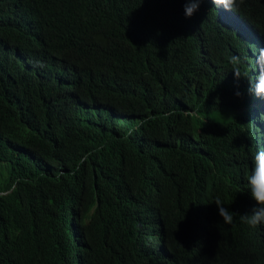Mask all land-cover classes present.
Masks as SVG:
<instances>
[{"label":"trees","instance_id":"16d2710c","mask_svg":"<svg viewBox=\"0 0 264 264\" xmlns=\"http://www.w3.org/2000/svg\"><path fill=\"white\" fill-rule=\"evenodd\" d=\"M183 9L0 0V264H264L230 132V58L264 44V0L229 23Z\"/></svg>","mask_w":264,"mask_h":264},{"label":"clouds","instance_id":"9594fccd","mask_svg":"<svg viewBox=\"0 0 264 264\" xmlns=\"http://www.w3.org/2000/svg\"><path fill=\"white\" fill-rule=\"evenodd\" d=\"M209 2L217 8L224 21H231L232 11L239 7L240 0H183L184 15L192 18L201 7V4ZM24 25L30 29L34 25L24 20ZM243 36L254 39V33L245 26ZM251 34H250V33ZM42 33H37V39H41ZM33 75H41L38 67L32 63L31 57L22 55L20 58ZM232 73L234 76L230 81L231 120L230 132L233 142L239 149L241 168L248 180V191L254 205L247 213L241 214L239 219L250 228H257L264 224V44L257 42L254 50H250V57L241 54L230 58ZM218 214L223 223L232 225L234 221L233 212L225 207L224 201L217 197L214 201ZM159 241L164 244L163 238ZM162 250L160 244L157 245ZM262 254L264 256V249ZM164 258H171L172 252L168 248L164 252ZM198 264V261L196 263Z\"/></svg>","mask_w":264,"mask_h":264}]
</instances>
